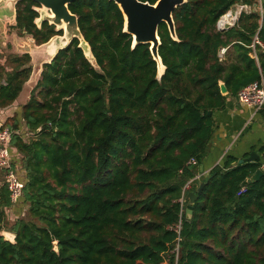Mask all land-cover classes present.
<instances>
[{"label":"trees","instance_id":"1","mask_svg":"<svg viewBox=\"0 0 264 264\" xmlns=\"http://www.w3.org/2000/svg\"><path fill=\"white\" fill-rule=\"evenodd\" d=\"M236 4L249 11L218 30ZM36 7L19 1L13 27L41 45L62 31L45 20L37 26ZM68 9L94 64L73 38L42 65L26 103L2 124L13 130L14 165L25 181L18 205L27 218L5 226L10 200L0 181V231L15 235L10 242L0 234V264H174L169 225L207 154L213 112L264 73V0H186L176 7L177 40L164 22L158 26L159 78L149 44L132 48L113 1L74 0ZM6 62L0 108L14 102L31 72L27 53ZM259 154L247 162L227 155L193 180L188 192L196 198L191 215L181 217L177 264H264V145Z\"/></svg>","mask_w":264,"mask_h":264},{"label":"crops","instance_id":"2","mask_svg":"<svg viewBox=\"0 0 264 264\" xmlns=\"http://www.w3.org/2000/svg\"><path fill=\"white\" fill-rule=\"evenodd\" d=\"M14 25L15 19L14 21H0V66L9 71L11 68L6 62L8 56L27 53L30 56L31 72L14 102L0 108V124H4L8 118L18 113L20 107L26 103L31 90L40 78L42 64L50 58L47 52L49 41L37 45L30 35L19 34L13 27ZM30 38L33 39L32 42ZM0 83L4 84L3 78H0ZM25 90L27 95L24 97L23 91ZM213 119L214 133L201 164L202 172L199 166V173H202V176L207 175L214 166L221 165L227 155L241 159L249 156L252 151L259 154V148L264 145V105L254 111L239 104L235 96H227L225 106L213 112ZM12 155L17 156L13 150ZM14 209L11 214L16 217Z\"/></svg>","mask_w":264,"mask_h":264},{"label":"water","instance_id":"3","mask_svg":"<svg viewBox=\"0 0 264 264\" xmlns=\"http://www.w3.org/2000/svg\"><path fill=\"white\" fill-rule=\"evenodd\" d=\"M19 1L22 0H0V21H14L16 15V5ZM31 1L39 4L40 7L46 11L41 14L40 18L35 19L37 26H40V23L45 20L49 24L54 25L57 31H63L61 35H56L49 40L47 44V52L50 58L44 63H49L56 55L57 51L68 46L73 38H77L79 40V47L83 49L87 58L88 55L92 56L88 44L84 41L83 36L80 33L77 16L71 13L68 9V5L74 0ZM111 1L118 6L123 15V32L131 35L132 48L138 44H149V50L152 58L157 63V77L159 78L163 73L164 66L158 54V47L160 45L158 26L161 22H164L167 25L171 38L173 40H177L172 13L176 7L184 4L186 0H157L153 4L140 0ZM63 24H65V28H62ZM30 41L32 42L33 39L30 38ZM219 88L222 94L227 93L224 83L221 82L219 84ZM208 114H211V111H208ZM259 160V154L254 151L250 152L249 156L241 159L242 162ZM200 172H202V165H200ZM261 174L262 171L260 169L257 170L255 174L251 176L250 180H257ZM187 198L188 204L185 212L188 216H190L196 195L193 192H187ZM0 234L3 235L6 240L14 242L15 235L12 232L2 230L0 231Z\"/></svg>","mask_w":264,"mask_h":264},{"label":"built area","instance_id":"4","mask_svg":"<svg viewBox=\"0 0 264 264\" xmlns=\"http://www.w3.org/2000/svg\"><path fill=\"white\" fill-rule=\"evenodd\" d=\"M233 9V8H232ZM230 9L224 15L221 16V19L217 21V29L225 30L231 26H233L238 19V16L242 10L249 11V7L246 5H240L238 9L233 12ZM230 14V19L222 22L223 18L226 15ZM255 42H259L257 37H255ZM253 47V45H252ZM225 51V48H221L219 52V56L221 57ZM253 57H256L255 53H253ZM1 85V83H0ZM236 101L239 104L245 105L251 110L257 111L264 105V75L261 74L257 80L252 81L246 86L242 87L235 95ZM13 134V130H11L7 126L0 125V174L1 182L6 186L9 193L10 205L6 208V213L13 212V208L19 204L22 196H23V187H24V178L22 172L18 169V166L14 162L18 158L13 157L12 149L10 146L11 136ZM189 164H194L195 160L190 159ZM262 170L264 169V159L261 161ZM202 173L196 174L193 178L189 179L182 188L181 196L178 198L177 202L180 206V212L177 222L169 225V229L176 234V240L174 242V246L171 248L169 254L174 257V264H177V259L179 255L180 249V232H181V220L182 214L186 210V194L192 185L193 180L200 179ZM243 188L241 189V191ZM24 214V213H23ZM21 214V215H23ZM13 217V216H12ZM20 217V215L16 214V217L13 219Z\"/></svg>","mask_w":264,"mask_h":264},{"label":"rangeland","instance_id":"5","mask_svg":"<svg viewBox=\"0 0 264 264\" xmlns=\"http://www.w3.org/2000/svg\"><path fill=\"white\" fill-rule=\"evenodd\" d=\"M240 5L241 4H236V6L233 7L232 11L235 12ZM36 10L39 12V17L38 18L41 17V14H43V13L46 12L42 7H37ZM88 58L90 59V61L92 62V64H94V60H93L92 56L88 55ZM26 95H27V91L25 90V91H23V96L25 97ZM24 136H25V138H27L29 135L26 133V134H24ZM1 176L2 175L0 174V181L2 179ZM14 208H15L14 209V213H15V211H19V214H20V217L21 218H27L26 208L24 206L16 205ZM21 214H23V215H21ZM13 220L14 219H13L11 213H6L5 214V226L6 227H9ZM6 231H8V230H6Z\"/></svg>","mask_w":264,"mask_h":264},{"label":"bare ground","instance_id":"6","mask_svg":"<svg viewBox=\"0 0 264 264\" xmlns=\"http://www.w3.org/2000/svg\"><path fill=\"white\" fill-rule=\"evenodd\" d=\"M47 12H49V11H47ZM50 13V12H49ZM51 14V13H50ZM230 19V14L229 15H226L224 18H223V20H222V22H225L226 20H229ZM62 28H65V24H63L62 25Z\"/></svg>","mask_w":264,"mask_h":264},{"label":"flooded vegetation","instance_id":"7","mask_svg":"<svg viewBox=\"0 0 264 264\" xmlns=\"http://www.w3.org/2000/svg\"><path fill=\"white\" fill-rule=\"evenodd\" d=\"M37 8V7H36ZM38 18V17H37ZM36 19V18H35ZM60 31H62V30H60ZM62 33H63V31H62Z\"/></svg>","mask_w":264,"mask_h":264}]
</instances>
